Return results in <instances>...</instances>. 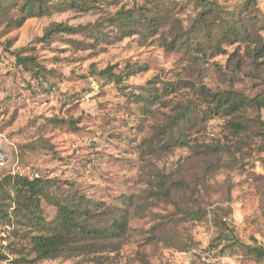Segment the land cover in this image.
Returning <instances> with one entry per match:
<instances>
[{
	"label": "rangeland",
	"instance_id": "obj_1",
	"mask_svg": "<svg viewBox=\"0 0 264 264\" xmlns=\"http://www.w3.org/2000/svg\"><path fill=\"white\" fill-rule=\"evenodd\" d=\"M49 2L19 28L0 10V180L47 181L51 232L59 204L128 226L43 258L38 229L0 219V264H264L225 237L264 249V0Z\"/></svg>",
	"mask_w": 264,
	"mask_h": 264
},
{
	"label": "trees",
	"instance_id": "obj_2",
	"mask_svg": "<svg viewBox=\"0 0 264 264\" xmlns=\"http://www.w3.org/2000/svg\"><path fill=\"white\" fill-rule=\"evenodd\" d=\"M54 7L55 5L51 4L49 0H0L1 11L12 12L16 8L18 9L15 18L14 16L10 18L8 23L9 27L12 28L23 26L30 17L51 14ZM128 17L126 16L125 19H128ZM150 21L153 25L155 24L154 20L150 19ZM77 30L78 28L64 24L63 22H56L47 29V33L52 35ZM260 47L257 50L262 49L263 45ZM7 49H9V46ZM12 53L21 65L33 70V66H29L35 64L33 57L22 55L20 50H15ZM129 70H132V68H129ZM134 72L136 71H130L129 74H116L113 72V67H109L103 73L113 78V80L122 82ZM214 96L216 97V95ZM225 100L230 101V107L234 108V111L245 106L250 101L244 96L231 99L229 95L225 97ZM252 101H256L258 104L261 103L260 99H253ZM54 122L67 125L72 123L65 119H54ZM46 182L40 175L29 177L23 174H8L0 180V194L2 197L0 202V219L4 220L7 224L15 225L16 223H23L38 229L41 234L35 235L32 238L37 255L43 258L56 257L61 251H65V249H74L73 246L77 243V240L72 238L73 233L77 236L82 234L102 235L106 233L122 236L126 232L128 226L126 216L121 220L116 219L111 229L89 227L87 223H82V219H85L86 215L82 213L79 207L68 204H59V217L56 220L59 228H54V232H51V223L44 220L41 204L42 196L45 195L47 189ZM24 219H27L28 222L26 223ZM225 237L229 240V245H241L255 255L257 259L264 260V249L262 247L246 244L235 236L227 235ZM211 250L210 246L208 251L211 252ZM6 257L0 250V259Z\"/></svg>",
	"mask_w": 264,
	"mask_h": 264
},
{
	"label": "bare ground",
	"instance_id": "obj_3",
	"mask_svg": "<svg viewBox=\"0 0 264 264\" xmlns=\"http://www.w3.org/2000/svg\"><path fill=\"white\" fill-rule=\"evenodd\" d=\"M0 147H1V145H0ZM0 156H3V155H2V152H0Z\"/></svg>",
	"mask_w": 264,
	"mask_h": 264
},
{
	"label": "water",
	"instance_id": "obj_4",
	"mask_svg": "<svg viewBox=\"0 0 264 264\" xmlns=\"http://www.w3.org/2000/svg\"><path fill=\"white\" fill-rule=\"evenodd\" d=\"M1 150H2V149H1V147H0V152H1Z\"/></svg>",
	"mask_w": 264,
	"mask_h": 264
},
{
	"label": "built area",
	"instance_id": "obj_5",
	"mask_svg": "<svg viewBox=\"0 0 264 264\" xmlns=\"http://www.w3.org/2000/svg\"><path fill=\"white\" fill-rule=\"evenodd\" d=\"M37 176H39V174H37Z\"/></svg>",
	"mask_w": 264,
	"mask_h": 264
}]
</instances>
